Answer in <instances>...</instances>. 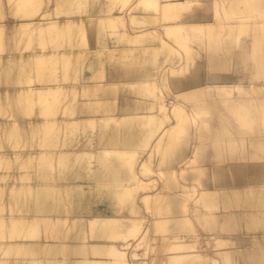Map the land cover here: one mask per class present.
I'll use <instances>...</instances> for the list:
<instances>
[{"label":"bare ground","instance_id":"bare-ground-1","mask_svg":"<svg viewBox=\"0 0 264 264\" xmlns=\"http://www.w3.org/2000/svg\"><path fill=\"white\" fill-rule=\"evenodd\" d=\"M107 1L108 0H0V32L2 28L4 30L6 29L5 31H7V33H3L4 30H2L1 32V35L6 34L5 37L7 39L3 42V38H1L2 41L0 42V76L2 75L4 77H0V100L3 101V98L6 96L9 100H12L15 105L14 106L12 104L13 107L10 105L11 109L8 108L9 111L6 110V112L4 110L6 107L4 108V106L6 104V106H9V102L2 103L0 101L2 103L0 104V178H4L5 181L8 178L7 180L10 181L12 176L14 180L16 179V181H18L17 178H20V176L24 174L19 171L18 167H20V163L22 161H28L29 159H31L30 162L33 165L31 166V169L29 168L30 170L27 171L29 172L30 182L28 181L29 184L25 186L24 191L20 193L22 185L20 187L18 182V189H14L12 187L13 185L15 186L16 183L10 185L11 183H9V181H6L8 184L7 186L6 183L3 182L6 189L4 188V186H1L2 188L0 187L3 190V192H0L2 194L4 193V190H7V188H9L10 191L11 188H13L12 190L16 191L14 194L13 192H6V195H3V197L6 196L8 200L12 197V199L16 198V201L20 198L25 199V201H23L25 207L23 206L24 208H22V210L26 212V214H23L22 216H20V214L13 215L15 208L18 207V202L13 201L12 199L9 200L10 202H6L7 199H5L6 197L4 198L6 201L3 200V202L5 201L6 203H8V205L4 202V207H0V230L1 227L4 230H2V232L0 231V241L2 238H4V240L6 241L3 244H0V263L3 261L5 264H114L115 260L113 258H115V255H113L114 257H111V254H116L117 252L121 253L123 251L121 248L127 246V244L119 243V245H117L115 242L114 244L109 243L115 241L114 238L120 235L121 231H123L121 230V228H125L126 223L123 224V222H126L125 220L127 219L128 215H126V212L124 215L122 213H124L126 204H129V196L135 194L130 193L132 189V191L134 192V188H127L128 186H131V184L126 186L127 190L130 189L128 190V192L125 191L126 189L123 191V188H121L120 186L124 185V183H127L128 181L129 184L130 181L133 180L132 178L131 180L129 178V176L133 174L131 173V168V171L128 173V175H131L127 176L126 173L127 171H129V162L127 158L132 154L133 151L136 152V150H134L137 149L135 148L136 146H143L144 142L147 143V141H149L156 133V129L151 128V119L148 114H141V112H136V110L138 109L137 107H132L128 104L121 103L120 95L121 90L124 86L127 88L128 86H130V89H132L133 87L136 88V86L141 85L145 87V84L146 87H149L148 85H152V83H154L155 80H153V78L156 77L155 70H160L161 66L153 68L154 64H152V60L149 59L150 55L147 53L153 55L152 52H155L158 45H150V42H152V40H156V38H159L162 34L160 33L159 35H157L156 33L159 32H157L156 30H154V32L156 31L154 33L153 29L151 28L152 26L150 28L148 25V27L140 26V22H148V24L151 20L152 22H154V17L152 18L153 15L151 13L143 14V12L146 11V9L143 8V10L145 11L142 10V13L139 10L140 13L132 14L133 17L131 19V22H139V26L137 25L138 27H134V32L124 33V30H122L121 28H124L125 26H120V28H118V31L120 29L123 31L121 32L124 33L123 40L120 39L122 35H119L121 36L119 37V39L121 40V42L119 41L120 44H118V46L109 45L110 42L106 40L107 38H103V35H108H105L102 30L107 26L104 22L108 20L107 18L110 17V15L108 16L106 13L110 14V12H112L110 11V9L112 8V4H114L113 6L115 7V4H117V0H114V3L109 0L112 4ZM137 1L138 3L135 4L138 5L139 3L140 5H149L150 3L154 4L156 2L157 11L158 9H161L162 11H158L159 13L163 12L162 15L167 14V17H165L166 20H169L168 18H171L172 20L176 21V24H174V26L167 25L164 27L163 25V35L165 37L169 36V38L172 39V36L174 35H172V33L176 31V28L178 29L179 35V37L177 35L173 36V39L174 37H176V40L178 39L176 43H180V39L184 40L186 38H189L190 36H198V33H196L197 35H195V32H198L197 30L199 29V26L202 25L201 20L203 19V16L196 14L195 17L193 16L188 19V17H185L184 14L181 13V10L186 9V6L190 5L194 0ZM229 1L231 2L232 0H222L220 2L214 0V4H225V2L228 3ZM240 1L243 4V0ZM246 2L247 3L244 2L246 6L248 4L250 6L256 5L254 6V8H256H253L254 10L260 7L257 10L259 11L258 16L260 14V16L262 17V14H264V0H246ZM142 7L144 6H139L140 9H142ZM135 8L137 9L138 7ZM245 9L247 10L249 8L245 7ZM242 12L247 13V11ZM105 14L108 16L107 18ZM169 14H172L171 17H168ZM128 16L130 17V15ZM262 18H264V16ZM112 19L110 24H113ZM94 23H96L95 30L97 32L95 33L96 48L94 52L91 53L93 57L91 56L88 58V55H85L87 58L84 56L83 58L78 57L80 53L82 54V52H80L79 50V47L84 46V48H82L83 50H86L87 48L86 51H88V47H86V40H74L75 36L76 39H78V34H80L81 32L84 33V31H81L80 33L79 31L81 29H92ZM110 24L108 26H112ZM105 30L107 31V28ZM173 30L174 32H172ZM133 37L135 39L138 38L140 43H149L148 47L144 49L145 53L143 54H145V56L149 55L148 58L146 57L147 59H149V62H147L149 64V68H151L152 66L153 69L151 68L150 70H147V66L143 67L145 69H143L144 73H138V75L136 76H121V80L119 81H97L103 74H98V71H96L97 66L94 67L92 60L100 59L103 55L114 52L126 54L130 51V48L126 47V45H129V43H126L129 40L126 39H130ZM191 37L189 38L190 40L193 39H191ZM196 39H198V37ZM196 39L193 40L196 42ZM176 40H174V42ZM233 41L234 40L224 41V47H220L218 44H210L208 46L206 66L210 73L213 72L212 74H214L215 77H213V79L211 80L209 79L211 84L207 85V87L209 86V88H217L215 89L217 91H214L215 93L212 92V95H217V93L219 94V91L220 94H222V92L228 93L231 88L233 89L234 87L238 86L243 87L248 85L249 89L251 91L253 90V94L250 92L249 95L248 91L250 90H247V92H242L240 96L233 98L232 100H226L224 96L219 95L220 100H222V97L225 99L221 101L222 103L219 102L220 105H224L222 107L228 108L227 110L230 114V117H233L234 120L237 116V111H243V113H241L242 115H239V119H242L246 116L245 122L244 119L243 121L239 119L238 121H236L240 123L238 127L240 125V127H242H239L240 129L236 130L242 132L244 131V129L248 128L245 126L247 124L249 125L252 116L255 115L254 117H257L260 113L264 112V54L262 55V57H257L255 60H253L249 55L248 50L246 51L244 49H240L239 51H236V47L233 46ZM252 41L254 43L256 40ZM161 42L162 44H159V46H161L162 48H168L167 43L169 42H166L165 40H162ZM258 42L260 44H264V41L260 42V40H258ZM125 43L126 45H124ZM257 43L255 42L254 44ZM196 44L197 45L195 46H198L199 50L201 51V44H198L197 42ZM83 50L81 49V51ZM85 50L84 52H86ZM73 54H79L77 58H79V60L82 59L80 60L82 61V63L79 65L78 74L76 72L74 74V76L76 74L78 76H75V79L71 80L68 78H62L61 75L67 77L68 73L71 72L67 71L68 73L67 75H65L66 71H64V62L67 63L68 57ZM86 54L88 53L86 52ZM146 58L145 62L147 60ZM171 61L170 63L172 64ZM146 63H144V65H146ZM67 65L68 63L65 64L66 67H68ZM62 68L64 70H62ZM174 68L175 67H167L164 68L165 70L163 71L156 70V72L158 71V74L160 72V75L166 77L167 74L165 72L169 71L168 73H170L176 70ZM53 71L59 72L55 74V72L53 73ZM61 71L65 72V74H63V72L61 73ZM145 71L147 73H145ZM174 72H172L171 74H173ZM57 75L59 76L58 78ZM258 80H261V82H258ZM162 88L164 89V87ZM194 91H192L191 93H193ZM145 94L147 93L145 92ZM209 96L212 97L211 94H209L208 96H206L207 99ZM77 97L83 98V104H74V101H76L75 99ZM255 97H257V103L253 102L255 100ZM161 98L163 99V97ZM203 99L202 101H204ZM78 100L80 101L81 99ZM208 100L206 101V103L209 102V105H211L212 107L216 106H213V104L215 103H213L214 101L212 99L210 100L209 98ZM211 101H213V104H211ZM156 102H158V99L156 100ZM158 103H160V101ZM206 103L204 104L206 105ZM151 107L152 106H150V108ZM216 108L217 111H215ZM79 109H83L86 115H76L77 110ZM214 109L215 110L213 111L215 113V118L218 117V115L219 118H216L218 119L216 120L214 119V117H210L214 121L209 120V123L216 122L215 126H217V121L221 123L220 117L222 115L225 121L222 120V123L218 124L220 130L218 127H215L216 129L218 128V132H216L217 135L216 138H213V141L217 140L218 143L221 141V139L223 140L224 138L226 140H223L224 142L229 141V139L232 142L234 141V138L228 137H232L233 135H238L241 136L239 138H242L241 132L235 133L233 131L235 127L233 129L232 127H230L232 125L229 124L230 126H228L232 130L227 129L228 127H226V125H228L229 122L227 123L224 114L220 116L218 105ZM214 113L212 116H214ZM217 113L219 114L216 116ZM229 120L230 118H228V121ZM242 122L245 124L244 126H242ZM56 123L63 124V126L65 127L61 128L62 130L58 129L54 127ZM223 124L225 125L223 126ZM144 125H146V127ZM220 125H222L223 127L221 126V128ZM142 126H144L146 129H144V127L142 128ZM147 126H149L150 128ZM224 129L227 130L224 131ZM26 131L29 134H26L27 139L29 136V141L34 138L36 139L37 136H41L42 138H38L39 140L41 139V141H43L42 143L44 144H39L40 141L38 142V144L36 142L31 144V142L29 143L28 141L30 145L25 148V141L22 142L23 140L21 137ZM253 131L255 130L252 129V132ZM162 133L163 132H161V134ZM218 133L223 136L220 137L221 139L218 137ZM75 134L81 135L79 138L84 141V143H82L83 141L80 140L82 141L81 143L84 145V147L86 144L85 141L88 143L91 139H93L91 138L93 134L95 135V140H99L100 146L98 147L100 148L97 147L98 149L97 151L95 149V153L94 148H92L90 145V149H93V151L91 150L90 152L94 153H92V155H95V159L93 158V156L89 157H92L94 162H92L93 160L89 159L87 155H84L86 154L87 149H83L82 145V149L86 152L84 151L85 153L83 152V154H81V152V155L68 149L61 148V150L60 147L62 146H58L59 148H57V150L59 149L60 152L59 150H54L55 148L53 149V146L55 144L58 145L61 141H59L58 143L55 142L54 145V142L52 141H55V139H64L65 143V140H71L73 138L72 135ZM98 134L100 135V138H97ZM161 134L159 135L160 140L162 136ZM248 134L246 135L247 138L241 139L243 142L240 140L242 144L245 143L244 146L247 145V143L245 142L246 139L253 142L252 145L250 144V142H248L250 144L247 145L248 148L244 146V148H241L242 144L240 142V151L241 153L243 152L242 154H244V156H246L244 159L246 160L249 154L253 156L256 155L258 157L262 156L264 158V136L258 131H255L254 135L251 133L252 137H248ZM30 136L32 139L30 138ZM218 139H220V141H218ZM44 140L46 141L44 142ZM141 142L143 144H140ZM149 142L147 143L148 145ZM231 142L229 141V143ZM62 143H60L59 145H61ZM147 144L143 147L147 146ZM219 144L222 143L220 142L215 145L218 146ZM224 144L225 143L220 145V147L222 146L223 148L224 146H226ZM231 144L230 146H228V149H231L230 152L228 151L226 146V149L228 151L227 154L231 153L232 150H234L233 148H235V150L237 149V152L239 150L238 147H236V143V146L235 144ZM22 145L25 149L22 148ZM86 145L87 148L88 144ZM42 146L45 147V149L42 148ZM218 147L214 146L213 150L215 148L218 149ZM243 149H245V151ZM220 150L218 149L219 152ZM225 150L221 151L222 154L226 152ZM55 151L59 153H56L54 155ZM214 151L217 152L216 149ZM90 152L87 153L91 154ZM216 152V156L214 155L215 157H217V154H219V152ZM151 154L152 153H150V155ZM227 154L225 153L224 155ZM232 154L233 152L230 154V156ZM125 156H128L126 160ZM223 156L221 158H224V160L229 158V155H227V157ZM235 157L237 158V156ZM235 157L232 158L235 159ZM262 157L258 159L256 158L257 160H252L254 157H249L251 158L252 162L254 161V164H259V167L241 166V168L233 169L231 172L239 176L238 178L234 179L235 182H232V179L230 178H226L223 184H221L220 186L212 187L211 189L202 192V200L206 198L209 200H216L215 202H213L212 200V202L208 200V202H206L208 203V205L205 204L204 207L206 206L211 209L219 208L220 210L225 209V212L223 211L224 213L228 211L226 214L221 213V217H219L220 215L218 216L221 221V230L225 232L236 231V228L242 227L244 231L246 228H250V223L246 224L248 219H246L247 221H242L241 219H238L237 216L239 211L244 208L246 209L243 210V213H245V215H248L250 210L247 209V204L249 202H252L253 206L251 207L253 209L251 210L253 212H257L258 214L264 213L260 208V205H264L262 204L264 200L263 202L261 201L264 198V178L262 176V174L264 173V161ZM230 159L228 160L230 161ZM220 160L221 159L218 156L217 161L220 162ZM237 160L238 159H236V161ZM248 160L250 161V159ZM124 161L127 162L125 163ZM221 161L223 162V160ZM232 161L234 163L235 160ZM24 163L26 164V162ZM91 164L92 167L90 166ZM123 164L127 165L128 167L126 166L127 168H123ZM125 169H127V171ZM218 170L222 171L221 169ZM218 170H214L213 173L217 174ZM225 170H227V168ZM22 171L24 172V170ZM220 171L218 173H225L224 170L222 172ZM195 174L198 173L195 172ZM195 174L193 173V175ZM6 176L9 177L5 179ZM195 176L192 177V175H190V180L195 181L198 175L196 176V178ZM128 178L129 180H127ZM134 179H136V176L134 177ZM12 180L11 182L14 181ZM22 183L23 182H21V184ZM62 188H64L66 192L64 191V189L61 192ZM116 189H118V191L120 192L123 191L121 192L122 195L120 194V192L116 191ZM143 189L145 190V188ZM126 192L129 196L127 194H124ZM261 192L263 193L260 194ZM150 194L153 196L147 197L143 195L145 197H142L143 200L146 199V201L144 200L146 203H148V198H150V200L154 196L156 200L157 198H159H156V193ZM123 195H127L129 197H124L128 199L127 201H125V203H123L124 201H122L120 197ZM203 197L205 198L203 199ZM26 198L28 199V201H26ZM117 198L119 199V201H117ZM124 198L122 197L123 200ZM131 200H133V198L130 199V202H132ZM144 201L142 202L146 204ZM180 202L182 201L176 200L175 196L174 199L172 198L170 200V202L164 209V212L166 214L165 218L169 219V221L171 220L172 222H170L172 225L169 226V222L168 224L162 221V223L168 224V226L170 227L169 231L172 232L175 237L181 234H186L187 232V230L184 229V218H182L179 213L180 205H182V203ZM203 202H205V200ZM209 203L211 204V206ZM98 204L102 206L99 209H96L95 206ZM124 205L125 207H123ZM122 207L124 208L123 211ZM11 211H13L12 214ZM128 218L130 219V217ZM260 218L262 219L263 217H258V219ZM130 221L131 220H129V222ZM156 222L157 221H155V223ZM205 223H207L209 231H217L218 228H216L214 224L211 225L207 221H205ZM108 224L112 225V230L110 229L111 227L109 225L110 231L107 228ZM12 225H17L20 228L22 227V231H8L9 233L5 232L6 228ZM64 225H70L71 229L67 228V231ZM155 225L158 226L160 225V223ZM126 227H129V223H127ZM240 233H246V231ZM239 237L240 238H237V240L231 242V246L241 247L243 249L250 247L252 251L249 253L238 251L235 254V258H237L236 261L240 262L241 264H264V243L262 242L263 240L261 241L260 236H258L257 239H255L254 237L252 239L249 237H247L248 239L242 238L241 236ZM179 248L180 250L178 254L176 253V255L169 258L171 262H173L174 264H197V262L195 263V259L190 256V252L187 251V249H185L183 245H181ZM108 252L112 253H110L111 256H108V258L106 259L107 255H109ZM4 254L10 255L11 259L7 261V258V260L4 261V258L2 259ZM12 256L13 258L14 256L20 258L15 257L14 260ZM24 256H27V258H25ZM110 258H112L113 260H111ZM191 258L193 259L192 261H190ZM184 259L186 261H184ZM169 263L170 262L168 261L166 264Z\"/></svg>","mask_w":264,"mask_h":264},{"label":"rangeland","instance_id":"rangeland-1","mask_svg":"<svg viewBox=\"0 0 264 264\" xmlns=\"http://www.w3.org/2000/svg\"><path fill=\"white\" fill-rule=\"evenodd\" d=\"M110 1H112V3H114L113 2L114 0H110ZM110 1L108 0L107 2H110ZM217 1L220 2L222 0H217ZM116 2H117V4H115V7L113 6L114 4H112L110 2L112 4V8L110 9V11H112V12H110V14L106 13L108 16L110 15L109 18H107L108 16L105 14L106 18L108 20H106L104 22L107 25L106 27H104L105 29L107 28V31L105 29L102 30L105 33V35H108V36L103 35V38L104 39L107 38L106 40H108V42L111 43V44L109 43V45L118 46V44H120L119 41L121 42L120 39L123 40V38H124L123 37L124 33L134 32L133 31L134 27H138L139 22H136V23H132L133 21L131 22V19L133 17L132 14L140 13L139 10L142 13L143 8L146 9V11L143 10V11H145V12H143V14H146V13L150 14L151 13L153 15L152 18L154 17L153 18L154 22H152V20L149 22V24H148V22H144V23L140 22V26H147L148 25L149 28L152 26L151 28L153 29V32H154V30L159 32V33H156L157 35H159L160 33L163 35V31H164L163 25L165 27L167 25L174 26V24H176V21L172 20L171 18H168L169 20H166L165 17H167L166 16L167 14L162 15L163 12L159 13L160 11H162L161 9L160 10L158 9L159 12L157 11V3L156 2L154 4L150 3L149 5H144V4L140 5V3H139V5L135 4V3H138L137 0H117ZM240 2H241L240 0H238V1L232 0L231 2L229 1L228 3L225 2V4H221V3L214 4V0H194L190 5L186 6V9L181 10V13H183L185 17H188V19L193 17V16L195 17L196 14L203 16V19L201 20L202 25L199 26V29L197 30L198 32H195V35H197L196 33H198V36H197L198 39H196L197 38L196 36H195L196 38L194 36L193 37L190 36L191 39L192 38L196 39V42L198 44H201V51L199 50L198 46H195V45H197L196 42L193 39L192 40L189 39L190 37L186 38L184 40H181L179 38L180 43H176L178 41V39L176 40L175 39L176 37H174V39H173V36L177 35L179 37L177 28L175 29L177 32L176 31L174 32V30L172 31V32H174V33H172V35L173 34L174 35L173 36L171 35L173 40L171 38H169V36L165 37L164 35L163 36L161 35L159 38H156V40H152V42H150L151 43L150 45H158L159 48L157 47L155 52L154 53L152 52L153 55H151L150 53H147V54L150 55V56L148 55L149 59H151L152 64H154L153 68L159 67V66H161V67L164 66L163 68L160 67V70H158V69H156V70L163 71V70H165L164 68L175 67L174 69H176L177 71L176 70H174V71L176 73L174 71H172L174 73L171 74L172 72L168 73L169 71H167V72H165L167 74L166 77H163L162 75H160V72L158 74V71L156 72V70H155V73H156L155 78L156 79L153 78V80H155V81H154V83H152V85L147 84L149 87H146V84L144 85L146 88L143 87V85L136 86V88L131 87L132 89H130V86H128V88L124 86L121 90L120 102L123 104H128L132 107H137L138 109L136 110V112H141V114H148V116L151 119V122H150L151 126H152L151 128L156 129V133L153 135V137L151 136L152 138L149 140L151 142L147 141V143L149 142V145L144 142V145L147 144V146H145L146 148L143 147L144 145L143 146L138 145V147L136 146L135 148L138 149V148L142 147L143 149L140 148V149H138V151H137V149H134V150H136V152L133 151L131 154L132 156L130 155L131 157L127 156L128 157L127 158L125 156V160L127 158L128 162H129V165H128L129 171H127V169H125V170L127 171L126 172L127 176L131 175V174L128 175V173L132 170L131 173H133V174L131 176H129V178H130V180H131V178L133 180H131L129 184H128L129 181L127 183L125 182L126 185L124 183V185H122L120 187L123 188V191H124L126 189V186L131 184V186H128L127 188H130V189L134 188L137 192L135 190L133 192L132 191L133 189H132L131 192L130 191L129 192L135 193V194H132L129 196L127 192L130 189H128V190L126 189L125 191H127V192L124 194H127L130 197L129 198L127 195H125L127 198H129V200L127 198H124L125 197L124 195L120 196L121 200L124 201L123 203H125V201H127V200L129 201V204L128 205L126 204V207H125V205L123 206V207H125V210L122 207V211L124 210V213H122V214L124 215L126 212V215H128L127 216L128 220L126 219L125 220L126 222H123V224H125V223L126 224H125V228L124 227L121 228V230H123V231L120 230L121 231L120 235L118 237L114 238L115 241L109 242V243L114 244V242H115L117 245H119V243H121V244H127V246L124 248H121L123 250L121 253L117 252L116 254H113L112 252H108L109 255H107L106 259L108 258V256L110 257L112 255L111 257H114L113 255H115V258H113L115 260L114 264H166L168 261L170 262L169 264H174L173 262H171V260H169V258L176 255V253L178 254V252L180 250L179 247L181 245H183V247H185V249H187V251L190 252V254H191L190 256H192V258L195 259V263L197 262V264H241L240 262L236 261L237 258H235V254L238 251H244L246 253H249L252 250L250 249V247H247L246 249H243L241 247H236V246L233 247V246H231L232 241L237 240V238H240L239 236H241L242 238H245V239H248L247 237H249L251 239L254 237L255 239H257L258 236H260L261 241L263 240L262 242L264 243V213L258 214L257 212H253L251 210V209H253L251 207V206H253L252 202H249L247 204V209L250 210L248 215H245V213H243V210L246 208L241 209V211H239V213L237 214L238 219H241L242 221L248 219V221L246 220L247 221L246 224L250 223V228H246L244 230V231H246V233H240V232H244L242 227L236 228V231L225 232V231L221 230V228H220L221 221H220L219 217H221V213L226 214L228 211L226 213H224L225 209L220 210L217 207H216L217 209H214V208L211 209V208H208L206 206L204 207L205 204L208 205V203H206V202H208L209 199H207V198L204 199L205 197H203L205 202H203L204 200L201 199L202 198V196H201L202 192H205V191L211 189L212 187L220 186L221 184H223V182L225 181L226 178H228V179L230 178V179H232L231 180L232 182H235L234 179L238 178L239 176L237 174H234L231 172L233 169L241 168V166H253V167L258 166L259 167V164H254V161L252 162L251 158H249V157H254L252 160H257L258 158L262 157V156L258 157L256 155L253 156V155L249 154V156L247 155L248 158H246V160H245L244 158L246 156H244V154H242L243 152L241 153V151H240V147H241L240 142L242 141L241 140L242 138L243 139L247 138L246 135L248 133H250V134L252 133L254 135L255 131L260 132L264 136V112L260 113L258 116L256 115L258 118L254 117L255 115L252 116V119H250V123L248 122L249 125L247 124L245 126L248 128L244 129V131L241 132L239 130H236V129L242 128V127H240L241 125L239 126L240 128L238 127V125L240 123L236 122V121H238V119L240 117L239 115H242L241 113H243V111L242 110L241 111L239 110V112L237 111V114H236L237 116L235 117V120H234L233 117H230V114L227 110L228 108L227 107L224 108V107H222L224 105H220V103H222L221 101H223L225 99L226 100H232L233 98L240 96L242 94V92H247V90H250L249 86L248 85L243 86V87H247L248 89L243 88L242 86L234 87L233 89L231 88L228 91V93L222 92V94H220V91H219V94L217 93L218 96L212 95L213 93H215L214 91H217V90H215L217 88H215V87L209 88V86L207 87V85L211 84L209 79L211 80V79H213V77H215L214 74H212L213 72L210 73L209 70L207 69V66H206V58L208 57L207 56V52H208L207 50H208V46L210 44L211 45L218 44L220 47H224L225 46L224 41L234 40L233 46L236 47V51H239L240 49H244L246 51L248 50L249 55L252 57L253 60H255L257 57H262V55L264 54V50H263L264 44H260L258 42V40H260V42L264 41V18H262L264 16V14H262V17L259 14V16H260L259 17L258 16L259 11H257V10L260 7L257 6L258 8L256 10H254L256 8V7L254 8V6H256V5H254V6L251 5V6H253V7H251L248 4L249 6L248 5L246 6L244 4V2L247 3L246 0H243V4H242V2L241 3ZM134 5H138V6H134ZM241 5H243V6H241ZM139 6H144V7H142V9H140ZM135 7H138V8L136 9ZM245 7H248L249 9L246 10ZM132 9H134V10H132ZM125 11L126 12L128 11V12L126 13ZM242 11H244V12L247 11V13H243ZM241 13H243V14H241ZM122 14H123V16H122ZM159 14H161V15H159ZM128 15H130V17ZM171 15L172 14H169L168 17H171ZM112 16H114V17H112ZM111 17L115 18V19H112ZM125 17H127V18H125ZM110 18L112 19L113 24H110L111 23ZM109 20H110V22H109ZM151 22H152V24H151ZM95 24L96 23L93 24L92 29L91 28L86 29V30L81 29L79 31V33L81 31H84V33L81 32L80 33L81 35L78 34V36H77L78 39H76V36H75V39L73 37L74 40H86V42H87L86 47H88L89 52L86 51L87 48L85 47L86 50L85 49L84 50L88 53V54H86V52H84V50H83L84 46H82L83 48L80 46L79 50H80V52H82L83 55L81 53H80V55L78 54L79 56L77 54L76 55H74V54L70 55L71 57L69 56L67 59V63H68L67 66L68 67L70 66L69 68H71V69L66 67L65 64H67V63L64 62L65 63L64 64L65 70L63 68H62V70L66 71V74L63 71H61V73L63 72V74H65V75H67V73L70 71L73 73H71V72L68 73L67 77L61 75L62 78H65V79L68 78L71 80V79H75V76H78L77 75L79 72L78 68H79V65L82 63V61H80L82 59L79 60V58H77V56L81 57V58H83V56L86 57L85 55H88L87 56L88 58L91 56L93 57V55H91V53L94 52V50L96 48V46H95L96 45V42H95L96 41V37H95L96 34L95 33L97 32L95 30V28H96ZM109 24L112 26H108ZM97 25H98V23H97ZM120 26L124 27V28H121L122 30H124V33H121V32H123L121 29L118 31V28H120ZM260 28H261V30H260ZM141 29H144V28H141ZM2 30H4V29L2 28ZM2 30H1V32H2ZM5 30L3 31V33L4 32L7 33V31H5ZM1 32H0V35H1ZM104 33H102V34H104ZM5 35H3V34L1 35L0 42L2 41L1 38H3V42H4V40L7 39L5 37ZM119 35H122V37ZM119 37H121V38L119 39ZM133 38L126 39V40H129L128 42H126V43H129V45H126V43L124 45H126L127 48L128 47L130 48V51L127 52L126 54L114 52V53H110V54H105L100 59H93L92 60L94 67L97 66L96 71H98V74H100V75L103 74L100 77V79L97 81H105V80L110 81V82H112L113 80L119 81V80H121V76H136V75H138V73L140 74L141 72H143L145 70L143 67L147 66L149 68V64H148L149 59H147L148 56H145V54H143V53H145L144 49L146 47H148L149 43L143 44L142 42L140 43L138 38H136V39L134 38L135 41ZM157 39H159L160 41ZM44 40H47V39H44ZM162 40L169 42V43H167L168 48H164V47L162 48L161 46H159V44L160 45L162 44V42H161ZM167 40H169V41H167ZM174 40H176V41L174 42ZM252 40H254V41L256 40L255 42L256 43L258 42V43L254 44L255 42L253 43ZM43 42H45V41H43ZM251 43H253V44H251ZM48 46H50V45H48ZM36 47H37V45H36ZM80 48L83 51H81ZM208 55H209V53H208ZM145 58L147 59L146 62L148 61L147 63L145 62ZM169 60L170 61L172 60L171 61L172 64L170 63ZM144 63H146V65H144ZM164 63H166V64H164ZM168 64H170L171 66ZM148 68H147V70H150L152 68V66H151V68H149V69ZM54 72L56 74L59 71L58 72L53 71V73ZM75 72L77 74L74 76ZM145 73H147V72L145 71ZM70 74H71V76H70ZM0 77L4 78L2 75ZM58 77L59 76L57 75V78ZM164 78H166L167 80ZM164 81H166L168 84ZM258 82H261V80H258ZM162 87H164V89ZM191 90L192 91L195 90V91L193 93H191L192 92ZM252 91L251 90L248 91V94L250 95V92L252 93ZM145 92L147 94H149L150 96L145 94ZM209 94H211V96L213 98L209 96L208 99L210 98V100L212 99L214 101V102L211 101V104L215 103V104H213V106L216 105L214 107L209 105V102L206 103V101L208 100L206 96H208ZM219 95L224 96L225 99L222 97L221 98L222 100H220ZM161 97H163V99ZM6 98L7 97L5 96L3 98V101H1V100L0 101L2 103H4V102L8 103L9 102L8 103L9 106H6L7 104L4 106V108L6 107L4 110L9 111V109H11V106L13 107L14 103L12 100H9L8 98L7 99ZM152 98H154V99H152ZM256 98L257 97H255V100L253 101L254 103H257ZM78 99H81V100L79 101ZM157 99H158V102L160 101V103L156 102ZM202 99L204 101H202ZM75 100L76 101H74V104H77V105H81L80 103L83 104V98L77 97ZM1 102H0V104H2ZM204 103H206V105ZM202 104H203V106H202ZM217 105H218V109H219L218 111L220 113V116L222 114H224V116L226 117L225 119H226L227 123L229 122L228 125H226V127L232 125L230 127H232V129L235 127V129H233V131L235 133L241 132V134H242V138H239L241 136H238V135L237 136L233 135L234 137L233 136L228 137V138H234L233 139L234 141L231 142L230 139H229V141L233 144L236 143L237 146H236V144H235V146L238 147V149H239L238 152H237V149L235 150V148H233L234 150H232L233 154L231 156L233 158L235 156H237V158L235 157V159H233L230 156V154L232 152L227 154V152L228 151L230 152V150H231V149H228V146H230L231 143H229V141L224 142L226 140L223 138V140H224L223 141L220 138V137H223L220 135V133H218V137L221 139V141H220V139H218V141H220L222 144L225 143L224 145L227 146L228 151L226 149V146H224L222 148V146L220 147V145H222V144H219L218 145L219 147H218L215 144H218L220 142L217 143V140L213 141V138H216V135H217L216 132H218L217 131V129L219 128L218 124H221L222 120L225 121L223 119L224 117H222L223 116L222 115L221 116L222 118L220 117L221 123H219V121H217V126H215L216 122L215 123L211 122V121H214L211 119L212 117H214V119L219 118V115H218L219 113L216 114V116L218 115V117L215 118V113L213 111V110H215L214 108L217 107ZM150 106H152V107L150 108ZM196 107H198V108H196ZM215 111H217V108ZM213 113H214V116H212ZM76 115L84 116V115H86V113L83 111V109H79V110H77ZM243 117H244V114H243ZM245 117L242 118V116H241L242 119H239V120L243 121V119H244V122H245V119H246ZM228 118H230L229 121H228ZM209 120H211L210 122L212 124L209 123ZM216 120H218V119H216ZM224 125L225 124H223V126ZM244 125L245 124L243 123L242 126H244ZM144 126L146 127V125H144ZM144 126H142V128ZM221 126L222 125H220V127ZM54 127L61 129V128H64L65 126H63V124H57L56 123L54 125ZM145 127H144V129H146ZM147 127H149V126H147ZM215 127H218V128L216 129ZM230 127H228L227 129H230ZM227 129H224V131ZM232 129H230V130H232ZM252 129L255 131L252 132ZM219 130H220V128H219ZM247 131H249V132H247ZM161 132H163V133L161 134ZM244 132H246V133H244ZM243 133H244V136H243ZM26 134L29 135L27 131L25 133H23V135L21 137L23 140L22 142H24V141L26 142V139H27ZM160 134L162 135L161 140L159 138ZM250 134H248V137H252V134L251 135ZM80 136L81 135H79V134L72 135L73 138L71 140H65L66 144L64 143V139L63 140L62 139H60V140L55 139V141H52V140H49V141L54 142L53 145L55 144V142L58 143L59 141H61V142H59V144L63 142L61 145L55 144L53 146V149L55 148L54 150H56V151L59 150V149L57 150V148L62 146V147H60V149L63 148V149L72 150V152H76L79 154L82 152L81 154H83V152L85 151V150H83L84 148L87 149V152H90L91 150L93 151L92 148H94V153L97 151L98 148H100V147H98V146H100L99 140L97 139L98 142L95 140L96 138H94L95 137L94 134H93V136H91V138H93V139H91L88 143L85 141V143L88 144L89 149H88V147L86 148V146H87L86 144L84 147V145L82 144V143H84V141L79 138ZM24 137H26V138H24ZM38 137L39 136L36 137V139L38 141L34 138L36 140L35 141L30 136V138L32 140L29 141V136H28L27 142L26 143L24 142L25 148L28 145H30L29 144L30 142H31V144L34 142H36L38 144V142L40 141L41 143L39 142V144H44V143H42L43 141H41V139L39 140V138L41 136L39 138ZM98 137L100 138L99 134H98L97 138ZM237 137L239 138V140ZM80 140H82L83 142ZM28 141H29V143H28ZM45 141L46 140H44V142ZM157 141H158V143H157ZM142 142L140 144H143ZM242 142H241V144H242ZM245 142L247 143V145H250V144L252 145V143H253L251 141H248L247 139ZM248 142H250V144ZM233 144H231V145H233ZM81 145L83 146V149H82ZM90 145L92 147L91 149H90ZM213 145L218 147L219 150L222 148L220 150V152L224 151L226 149L225 153L227 155H229V158H227L225 160H224V158L222 159L221 157L225 153L224 154H222V152L220 153L217 148H215V149L217 150V152H219V154H217V157H215L216 151H214L215 149L213 150V147H214ZM244 145H245V143L242 144L241 148H244V147L248 148L247 145L246 146H244ZM24 146L22 145V148H24ZM42 148L45 149V147H43V146H42ZM69 148H71V149H69ZM72 148H74V149H72ZM78 148H79V150H78ZM95 149H96V151H95ZM157 150H158V152H157ZM243 150L245 151V149H243ZM56 151L54 152V155L56 153L60 152V150H59V152H56ZM153 151L156 153H154ZM87 152L84 155H87L88 158L91 160H93V158L95 159V157H94L95 155L94 156L92 155L93 152L92 153L90 152L91 154H89ZM150 153H152V154L150 155ZM234 153H235V156H234ZM149 155H150V157H149ZM227 155H224V156L227 157ZM89 156H93V158L92 157L90 158ZM218 156L220 157L221 160H223V162L221 160H220V162L217 161ZM82 158H87V157H82ZM214 158H216L217 160ZM228 159H230V161ZM236 159H238V160L236 161ZM248 159H250V161ZM91 160H90V162H91ZM232 160H235L234 163ZM240 160H243V161H240ZM30 161H31V159H29L28 161L27 160L22 161L20 163L21 165H20V167H18L19 171L22 172V174L23 173L24 174L21 175L20 178H17L18 181H16V179L14 180V178L12 176H11L10 181L7 180L8 179L7 177H9V176L5 177V179L7 178L6 181L7 182L9 181V183H11L10 185L16 183L15 184V186L17 185L16 187L14 185L12 186L14 189L19 188L18 183H19L20 187L22 185L20 193L25 190L24 189L25 186H27L30 182L29 181L30 180L29 172H27L28 170L31 169V166H33ZM263 161H264V158H263ZM24 162H26V164ZM92 162H94V160ZM25 165H26V167H25ZM123 165H124L123 168L128 167L125 164H123ZM230 165H232V166L234 165V166L232 167ZM90 166L92 167V164ZM130 168H131V170H130ZM217 168L221 169L222 171L224 170L225 173L218 170ZM222 168H224V169H222ZM226 168H227V170H225ZM21 169L24 170V172ZM214 170H218L217 174L213 173ZM219 171L222 173H218ZM195 172L198 174H195ZM193 173L196 176L198 175L197 178L195 175H193ZM190 175H192V177L195 176L196 180L195 181L190 180V177H189ZM135 176H136V179H134ZM225 176H227V177H225ZM262 176L264 178V173L262 174ZM28 177H29V179H28ZM12 178L14 181L12 180ZM129 178L127 180H129ZM1 179L2 178H0V184H2V185H0V187L4 186V188L6 189L5 184H3V182L6 183V186L8 184L4 180V178L2 179V183H1ZM11 180L13 182H11ZM21 182H23L24 185H23V183L21 184ZM120 187H119V189H120ZM1 188H0V192L1 191L3 192V190ZM13 188H11V191L9 190V188H7V190H4L5 194L0 193V207H4V204L6 202H10L9 200H11L13 198L12 197L8 200L6 196L3 197V195H6V192H10V193L13 192V194H14L16 191L12 190ZM143 188H145V190ZM63 189L64 188L61 189V192ZM64 191L66 192L65 189H64ZM116 191H118V189H116ZM123 191H121V192H123ZM118 192H120V191H118ZM121 192H120V194L122 195ZM150 193H152V194L156 193V195H157L156 198L157 197H159V198H157V200L154 198L155 196L152 197V199H155V200H152V199L150 200V198H148L149 199L147 201L148 203H146L145 202L146 199H144L145 200L144 201L142 199V197L144 198L145 196H147V197L153 196ZM262 193L263 192H261L260 194H262ZM191 194H192V196H191ZM143 195H145V196H143ZM175 196H176V200L182 201V202H180V203H182V205H180L179 213H180L181 217L184 218L183 219L184 223H185L184 229L187 230L186 234H181V235H178L176 237L174 236V234H172V232L169 231V228H170L169 226L172 225L171 224L172 221L170 220L171 221L170 222L169 219L165 218L166 214L164 212V209L166 208V206L168 205L170 200L172 198L174 199ZM122 197L124 198V200L122 199ZM4 198L7 199V201ZM132 198H133V200H131L132 202H130V199H132ZM160 198H162V199H160ZM3 200H5L6 202L4 201L5 202L4 203ZM12 200L19 203V204L17 203L19 209H18V207L15 208L16 211L14 210L13 215H19V214H20V216H22L23 214L25 215L26 212H24V210H22V208L25 207V204H23V201H25V199L20 198L16 201V198H14ZM20 200H21V202H20ZM211 200L213 202L216 201V200L214 201L213 199H211ZM211 200H209V201H211ZM263 200H264V198L261 201L263 202ZM26 201H28L27 198H26ZM117 201H119L118 198H117ZM140 201L141 202L144 201L146 204H144L143 202L141 203ZM126 203H128V202H126ZM6 204L8 205V203H6ZM262 204H264V202ZM101 206L102 205L98 204L95 207H96V209L97 208L99 209ZM120 206H122V205H120ZM147 206H148L149 210H148ZM210 206H211V204H210ZM260 208L264 212V205H260ZM12 213H13V211H11V214ZM128 217H130V219ZM258 217H263V218L262 219L260 218L261 219L260 220V219H258ZM129 220H131V221L129 222ZM155 221H157V222L155 223ZM162 221H164L166 223L169 222L170 223V224L168 223L169 226H168V224L162 223ZM205 221H207L211 225L214 224L216 226V228H218L217 231L216 232L209 231L207 223H205ZM127 223H129V227H126ZM158 223H160V225H158V226L155 225ZM109 225L111 227L110 229L112 230L111 224H108L107 228L109 229ZM12 226L7 227L5 232L22 231V227L20 228L17 225H12ZM64 226L66 227L65 229L67 231H68V229H71L70 225H68V226L64 225ZM9 228H10V230H9ZM11 228H12V230H11ZM19 229H21V230H19ZM110 229H109V231H110ZM2 230H3V228L1 227L0 231L2 232ZM66 230H65V232H66ZM3 234H4V232H3ZM239 234H241V235H239ZM5 241L6 240H4V238H2L0 241V244H3ZM176 242H179V243H176ZM110 253H112V254L110 255ZM15 257L16 256H14V258H13V256H12V258L14 260H15ZM24 257L27 258V256H24ZM7 258H8V260H7ZM16 258H20V257H16ZM28 258H29V256H28ZM192 258L190 259V261L193 260ZM2 259L4 261H6V260L9 261V259H11V256L4 254ZM110 259L113 260L112 258H110ZM186 259H188V258H186ZM184 261H186V260L184 259ZM0 264H5V263L2 261Z\"/></svg>","mask_w":264,"mask_h":264}]
</instances>
